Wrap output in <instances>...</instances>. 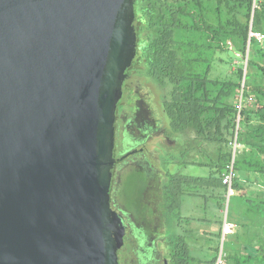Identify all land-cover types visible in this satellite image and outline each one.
I'll list each match as a JSON object with an SVG mask.
<instances>
[{"label":"water","instance_id":"1","mask_svg":"<svg viewBox=\"0 0 264 264\" xmlns=\"http://www.w3.org/2000/svg\"><path fill=\"white\" fill-rule=\"evenodd\" d=\"M133 1L0 0V264H118L109 186Z\"/></svg>","mask_w":264,"mask_h":264},{"label":"trees","instance_id":"2","mask_svg":"<svg viewBox=\"0 0 264 264\" xmlns=\"http://www.w3.org/2000/svg\"><path fill=\"white\" fill-rule=\"evenodd\" d=\"M148 5L150 27L156 28L142 54L144 66L156 72L166 70L167 110L172 120L201 129L200 140L216 146V160L205 164L213 171L205 177L192 176L188 189L196 186L198 191L227 193L222 175L233 157L229 145L234 139L242 149L233 157L231 187L248 192L244 185L254 180L264 187V39L248 36L249 29L264 33V0L254 9L252 0H185L181 17L176 11L171 15L153 3ZM221 55L237 58L239 63L230 72L212 77L215 58L232 66ZM250 97L259 121L252 126L246 124ZM232 98H243L244 104H234ZM255 199L250 209L260 208L263 224L250 214L242 231L231 233L240 247L220 264H264V196ZM217 234L221 236L222 226ZM242 245L253 247L254 254L242 252ZM216 250L209 264H219Z\"/></svg>","mask_w":264,"mask_h":264},{"label":"flooded vegetation","instance_id":"3","mask_svg":"<svg viewBox=\"0 0 264 264\" xmlns=\"http://www.w3.org/2000/svg\"><path fill=\"white\" fill-rule=\"evenodd\" d=\"M184 2L133 1L136 56L115 112L109 186L110 209L119 218L117 229L123 231L118 264L195 263L183 236L168 234V218L179 209L182 195L192 192L187 186L192 176L184 172L200 163L185 157L198 150L195 141L202 130L172 120L167 110V72L144 66L142 56L156 28L150 27L148 4L181 17ZM183 140L186 149L172 151ZM180 222L179 217L175 225L182 226Z\"/></svg>","mask_w":264,"mask_h":264},{"label":"rangeland","instance_id":"4","mask_svg":"<svg viewBox=\"0 0 264 264\" xmlns=\"http://www.w3.org/2000/svg\"><path fill=\"white\" fill-rule=\"evenodd\" d=\"M258 3V2H257ZM257 5V4H256ZM222 58L230 59L233 62L230 66L228 64H221L217 62L215 58V66H212L211 76L216 77L219 73L223 74L225 72H230L234 69L235 64L239 62L237 58L228 55H221ZM220 74V75H221ZM249 99V114L248 126L257 125L259 123L258 117L254 113L253 98ZM232 103H243V98H232ZM238 115L236 116V122L238 121ZM243 127H239V131L243 130ZM236 133V131H235ZM198 145V150L193 153L186 154L188 159H196L199 161V165L186 168L185 172L187 175L205 177L211 171L213 167L205 165L210 164L216 160V146H212L208 143H204L203 140L195 141ZM191 143V142H190ZM191 145V144H190ZM231 146V147H230ZM232 150V154L236 153V150L240 151L242 145L234 141L229 145ZM228 147V148H229ZM180 149L181 151L186 149V141L183 140L182 143L173 148L172 151ZM233 149L235 152L233 153ZM233 157L229 160L228 164H233ZM227 165V164H226ZM237 173V170L236 172ZM255 182V180L253 181ZM258 186L260 184H257ZM261 186V185H260ZM244 187H247L248 192L244 190L242 192L240 189L232 188L230 194H222L221 189H214L210 195L209 192L200 189L198 187L192 188L190 195H182V202L178 210L174 214L170 215L168 218L169 228L168 234L170 236H175L180 234L183 236L185 243L189 248L190 255L194 259V264H209L212 257L216 254V247L218 248V254L216 257V263H222L225 261L226 255H233L240 246V241L236 240V235L231 234L232 232H241L245 221L251 214L254 221L263 224L262 213L260 208L250 209L255 205V198H260V195L253 193L250 182H248ZM243 193V195H242ZM262 196H264V190L261 191ZM257 195L258 197H255ZM249 197L251 198L250 201ZM248 199V200H247ZM259 209V210H258ZM180 217V224L182 226L177 227L175 222L177 218ZM227 222L230 224L228 233L224 236H219V228ZM244 223V224H243ZM227 229V228H226ZM241 251L244 253L254 254V248L242 245Z\"/></svg>","mask_w":264,"mask_h":264},{"label":"built area","instance_id":"5","mask_svg":"<svg viewBox=\"0 0 264 264\" xmlns=\"http://www.w3.org/2000/svg\"><path fill=\"white\" fill-rule=\"evenodd\" d=\"M259 1H261V0H252V8L253 9L256 6L257 2H259ZM248 36L255 38L257 41H262L264 39V33H261L259 31H253L252 29H249ZM232 179H233V164H229L227 166V172H225L222 175V183L224 185H226L227 196L230 194V192L232 190V187H231ZM230 226H231L230 224H228L227 222H224L223 229H222V236H224L226 233H228V229L230 228Z\"/></svg>","mask_w":264,"mask_h":264},{"label":"crops","instance_id":"6","mask_svg":"<svg viewBox=\"0 0 264 264\" xmlns=\"http://www.w3.org/2000/svg\"><path fill=\"white\" fill-rule=\"evenodd\" d=\"M258 178H259V179H262V177H258ZM258 182H259V181L256 180L255 182L250 183L251 186H252V188H251L250 190H252L253 193H255V194H256V192H257L258 195L262 196L261 191H262V189L264 190V187H262V186H260V185L258 186V185H257V184H259ZM254 196H256V195H254Z\"/></svg>","mask_w":264,"mask_h":264}]
</instances>
